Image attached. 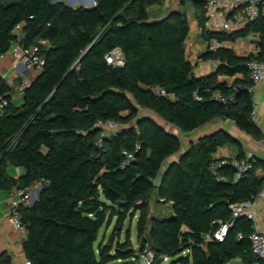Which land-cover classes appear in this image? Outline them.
Instances as JSON below:
<instances>
[{
	"label": "trees",
	"instance_id": "trees-1",
	"mask_svg": "<svg viewBox=\"0 0 264 264\" xmlns=\"http://www.w3.org/2000/svg\"><path fill=\"white\" fill-rule=\"evenodd\" d=\"M93 1L94 7L85 8L64 1L0 0V55L17 42L37 46L43 59L21 103H13L8 94L0 115V191L46 181L30 205L17 208L26 258L31 264H110L139 258L147 245L155 261L166 257L170 264H264L251 251V220L231 219L228 208L260 191L264 179L254 172L264 169V163L255 160L239 178L227 164L211 173L218 148L234 146V158L245 156L240 143L219 129L190 142L179 160L162 169L180 151V139L138 114L139 109L150 110L183 134L214 119H228L260 140V129L250 118V57L223 46L206 50L200 58L215 61V69L196 76L186 58L189 24L183 2L178 10L152 20L148 8L163 0ZM204 4L193 3L200 7L198 24L205 19ZM251 33L258 35L254 58L262 60V14L238 30L200 35L210 43L234 42ZM114 50L122 55L120 66L106 61ZM219 76L234 79L228 84ZM0 86L1 92L11 91L1 79ZM156 87L167 95L155 94ZM216 92L225 100L214 99ZM98 119L119 125L101 146L94 127ZM123 152L133 159L120 167ZM9 167L19 168L20 176H10ZM117 201L122 202L119 207ZM151 202L169 203L171 214L151 213ZM106 212L108 220H116V230L137 213L141 247L133 249L128 231L122 240L112 233L98 240ZM226 222L223 239H214ZM10 263V255L1 253L0 264Z\"/></svg>",
	"mask_w": 264,
	"mask_h": 264
},
{
	"label": "built area",
	"instance_id": "built-area-1",
	"mask_svg": "<svg viewBox=\"0 0 264 264\" xmlns=\"http://www.w3.org/2000/svg\"><path fill=\"white\" fill-rule=\"evenodd\" d=\"M259 14L264 15V0H205L204 4V15L205 19L202 24H197L196 31L198 33L202 31H224L231 32L234 29H240L246 26L249 22L253 21ZM15 30L20 29V25H16ZM220 42L213 40L209 46L210 50L220 47ZM259 47L257 41L254 40L253 46L248 52L250 59L247 61L246 67L251 82L256 84L257 82L264 79V59L257 60L254 57L257 56ZM6 54H9L14 61V68L17 69L21 66L24 70H33L39 72L43 65V59L38 53V48L35 45L27 47L20 46L17 42L13 43L10 48L0 58H4ZM106 61L111 66H120L123 64L122 55L118 50H114L106 55ZM18 78L20 80L17 89L21 93L24 88L29 84L24 73L18 72ZM2 82L5 86L11 87L13 82L10 78L2 77ZM253 87V86H252ZM249 89L251 93V89ZM152 91L155 94L167 95L161 88H153ZM10 95V92H1L0 86V110L7 105L6 96ZM213 98L218 101H224L225 99L218 93H214ZM251 120L255 121V109L254 103L253 108L250 112ZM94 127L99 130V135L96 140L97 146H101L103 137L109 133L114 132L119 127L118 123L111 119L101 120L98 119L94 123ZM260 142L264 144V137L260 139ZM125 159L122 161L120 167H124L129 160L133 159V154L126 153ZM255 158L251 153H245L242 158L234 157H219L215 158V161L210 165V172L215 173V169L222 165H229L234 169V177L239 178L243 173L247 172L253 167ZM257 176H261L264 179V170L256 173ZM46 181L43 179L36 180L32 184L25 187H14L9 196V211L8 220L14 225V227L21 233H25L23 224L21 223L17 208L19 206H28L32 203L36 196L37 191L45 184ZM258 198H264V182L260 191L251 196L249 199L230 203L228 208L230 209L231 219L246 217L251 220L252 230L248 234L250 247L252 253L264 263V233L259 231L255 223V215L253 212L254 203ZM229 223H222L218 230L213 234V238L222 240L226 233ZM238 238H241V234H238ZM139 258L142 264H154L155 253L150 249L149 246L145 245L142 251L139 253ZM165 257H163L164 259ZM24 264H31L30 260L25 258Z\"/></svg>",
	"mask_w": 264,
	"mask_h": 264
},
{
	"label": "crops",
	"instance_id": "crops-1",
	"mask_svg": "<svg viewBox=\"0 0 264 264\" xmlns=\"http://www.w3.org/2000/svg\"><path fill=\"white\" fill-rule=\"evenodd\" d=\"M67 4H71L72 7L77 6H88L86 0H62ZM201 1L205 3V0H163L161 4L152 5L148 8L152 20H157L162 18L167 12L178 10L180 8V3L183 2L186 17L189 24V33L185 40L186 58L193 65V71L196 76H202L214 71L216 62L213 60H203L200 58L206 50H210L209 46L213 41L207 43L196 31L197 19L196 12L200 8L198 5H193L194 2ZM234 29L233 31H235ZM238 30V29H237ZM16 34L19 30H15ZM232 32V31H231ZM254 40H258V35L256 33H251L246 37L239 38L234 42L223 41L220 42V46L230 48L234 51L237 56L247 57L248 52L253 46ZM18 72L24 73L28 82L35 78L38 72L33 70H24L21 66L17 69L14 68V61L9 54H6L4 58H0V79L2 77L10 78L13 82L11 86L10 96L11 101L16 105L21 103L22 93L18 91L17 86L20 82L18 78ZM233 77L219 76V81H225L228 84L233 81ZM251 97L254 103L255 109V123L259 127L262 137H264V79L253 85L251 89ZM140 117H147L152 119L156 124L163 127L164 130L168 132L176 133L177 128L171 124L165 122L157 115L152 113L150 110L143 109ZM3 110H0V115ZM148 112H151L149 114ZM223 130L231 134L241 145V149L244 153L253 154L254 158L264 163V144L260 140H255L248 134L239 130L235 124L228 119H214L213 121L189 132L188 141L185 145V149L188 144L192 141L197 140L199 137L212 133L216 130ZM178 136V135H177ZM184 149V150H185ZM183 150V151H184ZM237 154V148L230 145H224L216 151L214 154L215 158L219 157H235ZM260 167L255 169V175L257 172H261ZM8 173L13 178H17L21 174V170L17 167H9ZM257 176V175H256ZM11 191H0V254L8 253L11 257L10 264H24L26 258L25 253L22 249V243L25 238V233L18 231L12 223L8 220L9 211V196ZM163 206H169V212L167 214L161 215L162 217H168L171 214L170 204H164ZM254 219L256 227L264 233V198H258L253 207ZM104 235V234H103ZM101 235V237L103 236ZM101 239V238H100ZM166 260V257H165ZM235 263L240 264L238 261Z\"/></svg>",
	"mask_w": 264,
	"mask_h": 264
},
{
	"label": "rangeland",
	"instance_id": "rangeland-1",
	"mask_svg": "<svg viewBox=\"0 0 264 264\" xmlns=\"http://www.w3.org/2000/svg\"><path fill=\"white\" fill-rule=\"evenodd\" d=\"M143 113V112H146V111H143V109H139V115L140 113ZM149 114H151V112H148ZM176 135H178L179 139H180V142H181V151H183L185 149V145L188 141V135L187 134H183V133H180L179 131H177L175 133ZM180 154V151L172 156H170L165 164L162 166V169L167 165V163L173 159H177L178 155ZM150 212L155 214V215H158V216H161V215H164V214H167L169 212V206H163V205H159V204H154L153 202L150 203ZM108 215L109 213L106 212L105 213V218H106V222L103 224V226L101 227L100 231H99V235H98V240L101 238V235H103L105 238L109 237V235L112 233L113 237L117 236L118 234V237L120 240L123 239L124 235H125V232H129L130 233V240H131V244H132V247L134 250H137V246H138V241L136 239V229H135V222H136V219H137V213L132 215V216H129L127 217L121 227H120V230H116L115 228V219L113 220H108ZM107 220H108V223H107ZM97 240V241H98ZM172 259H168L165 258L163 259V261L161 262V264H170ZM110 264H142L140 258H131V259H120V260H115V261H112L110 262Z\"/></svg>",
	"mask_w": 264,
	"mask_h": 264
},
{
	"label": "water",
	"instance_id": "water-1",
	"mask_svg": "<svg viewBox=\"0 0 264 264\" xmlns=\"http://www.w3.org/2000/svg\"><path fill=\"white\" fill-rule=\"evenodd\" d=\"M52 1L55 2V1H62V0H52ZM66 4H67V3H66ZM86 4H87L88 6H84L85 8H91V7H94V5H95V3H94L93 0H86ZM67 5L71 6V4H67ZM81 6H82V5H81ZM87 49H88V48H87ZM79 60H80V58H79ZM155 115H156V114H155ZM145 118H147V117H145ZM159 127H160L161 129H164V128L161 127V126H159ZM96 129H97V128H96ZM170 133H172L173 135H176V134L173 133V132H170ZM176 136H177V135H176ZM183 155H184V152L181 151V149H180V154L178 155L177 159H173V160L169 161V162L167 163V166H166V167H169L172 163H174L175 161L179 160ZM163 169H164V168H163ZM121 204H122V202L117 201V202H116V207H119ZM142 241H143V238H141L138 248L141 247V245H142ZM162 261H163V257H159V258L155 261L154 264H160Z\"/></svg>",
	"mask_w": 264,
	"mask_h": 264
}]
</instances>
